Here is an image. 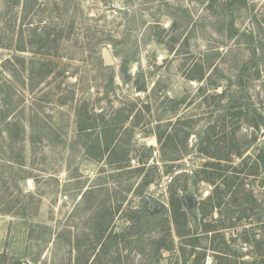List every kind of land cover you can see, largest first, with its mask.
<instances>
[{
    "label": "rangeland",
    "instance_id": "rangeland-1",
    "mask_svg": "<svg viewBox=\"0 0 264 264\" xmlns=\"http://www.w3.org/2000/svg\"><path fill=\"white\" fill-rule=\"evenodd\" d=\"M83 105L97 124L87 131ZM171 133L180 159L165 162ZM173 196L187 230L216 225L253 260L243 239L264 234V0H0V264H77L105 244L106 264H154L140 252L152 238L181 242Z\"/></svg>",
    "mask_w": 264,
    "mask_h": 264
},
{
    "label": "trees",
    "instance_id": "trees-1",
    "mask_svg": "<svg viewBox=\"0 0 264 264\" xmlns=\"http://www.w3.org/2000/svg\"><path fill=\"white\" fill-rule=\"evenodd\" d=\"M192 78L198 79L199 81H203L206 78L205 70H202L201 74L199 76H195ZM77 112H78L77 123H78L79 129L81 131H87V130H90V129L97 127L96 123H89L88 122L89 115L87 112V107L85 105L79 107L77 109ZM160 139L163 141V143H162V146H163V148H162L163 149L162 159L165 162L179 160L180 155L178 153H176L177 155H171V154L169 155V154H167V151L165 148L166 145H169V143L174 144V141H175L174 134L171 133L169 136H166V137L162 134L160 136ZM174 147H176L174 149V153H175V151L177 152L178 148L175 145H174ZM94 149H97L99 151L98 154L101 157L104 155L105 152H107L109 150V145L107 144L106 149H103V147H101V146L95 147ZM112 152H113V154H119L121 151L117 152V149H115ZM209 156H212V155H209ZM208 163L211 165H209ZM208 163L206 164L207 165L206 167H212L213 165H215L214 163H210V162H208ZM166 166L169 168V165H166ZM216 178L212 177V179H211V178L207 177V181L215 183ZM177 180H178V176H176L173 179V182H176ZM149 182L150 181L147 180L145 182V184H148ZM230 183H232V182H229L226 179L225 184H227L228 186H231ZM172 185L173 184H171V186ZM174 190L177 191V187H175ZM176 200H178V199H176V198L174 199V196H173L172 202H173V212H174V216H175L174 219L177 222L176 234L181 239V242H180L178 247L175 246L174 240L172 238L169 240L167 239V238H169L168 236L170 235L168 232H163L159 235H156L154 238H152L148 244L149 247L142 248L140 252L143 254L148 252L150 255H152V260H153L154 264H157L160 261L164 252H170L172 255L176 254L177 255L176 264H179V262L181 264H206V255L209 251H212L211 254L213 256L211 264H264V234L261 235L259 238H257V236L255 235L254 238L252 239V241H249L250 240L249 238L243 237L244 238L243 242H246V243L250 242L251 245H253V252H255V257L253 258V260H248V261L241 260V262H240L237 259L238 255H236L238 253V251L237 250L231 251L232 249L230 248L228 241L225 239V235L223 233H221L220 231H216L217 230L216 225H211V223L204 222L203 227H202V231L205 232L206 234L203 235L201 233L199 235L196 233L193 234V233H191V231L189 229L188 230L186 229V227L188 226V221H186L184 224H180V222L178 221L179 220L180 206H177L175 204ZM183 202L185 204H191V202H188V203H186L185 201H183ZM205 216H206V214H203L202 218L204 219ZM102 231H103V229L100 230V232H99V230L97 233L95 232L97 241L102 240V234H100ZM208 232H212L213 238H220L218 246H215L212 243L210 245H208V243H206L205 245H202L201 240L204 238H208ZM245 232L247 233V231H245ZM118 236L119 235H116L115 238L117 239ZM232 240H235V239L232 238ZM107 248H108V245H106V244L104 247L101 246L102 251L99 250L98 254H94L93 259L88 257L85 260H83L82 262L80 259H78L77 264H106V262H104L102 260V257L100 256L101 255L100 252H103V255L106 256V254L109 253ZM232 252H235V253H233L234 254L233 256H236V258H232V256H231Z\"/></svg>",
    "mask_w": 264,
    "mask_h": 264
},
{
    "label": "water",
    "instance_id": "water-1",
    "mask_svg": "<svg viewBox=\"0 0 264 264\" xmlns=\"http://www.w3.org/2000/svg\"><path fill=\"white\" fill-rule=\"evenodd\" d=\"M101 54H102L103 61H104L105 65H114L115 64V62H116L115 58H114L111 50L107 46H104L102 48ZM146 199H147L150 207H155L157 209L163 208V203L160 202L159 200H157L151 196H147ZM184 201L185 202L193 201L195 204H197V199H195L193 197H184Z\"/></svg>",
    "mask_w": 264,
    "mask_h": 264
}]
</instances>
